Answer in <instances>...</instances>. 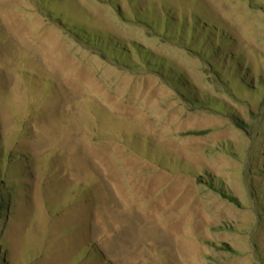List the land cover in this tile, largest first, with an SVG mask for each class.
Masks as SVG:
<instances>
[{"label": "rangeland", "instance_id": "obj_1", "mask_svg": "<svg viewBox=\"0 0 264 264\" xmlns=\"http://www.w3.org/2000/svg\"><path fill=\"white\" fill-rule=\"evenodd\" d=\"M263 94L264 0H0V264H264Z\"/></svg>", "mask_w": 264, "mask_h": 264}, {"label": "trees", "instance_id": "obj_2", "mask_svg": "<svg viewBox=\"0 0 264 264\" xmlns=\"http://www.w3.org/2000/svg\"><path fill=\"white\" fill-rule=\"evenodd\" d=\"M138 21L142 24H146L144 23V21H141L138 19ZM176 21L175 19H164V23H163V33H159L156 31V28H153L151 25H145L147 27V29L152 30L153 33L155 34H159L164 40L170 42L172 45L176 46V47H180V48H184L185 50L192 52L194 54H196L201 60H203L205 63L210 64L211 63L209 61V57L207 56L209 53L220 50V47L224 46L222 43L219 44V46H213L208 54L204 55L202 50V45L204 44V41H202L200 39V37H205V39H207L209 37L208 33H205V35H200L198 32H194L193 29L190 30V38H188L187 41H185V31L184 28L182 27V25L178 24L179 26H177V28H172V30L170 31V24H174ZM192 25H194V22L192 20ZM157 26V25H156ZM206 31H209L208 28L205 29ZM198 33V34H197ZM208 34V35H207ZM74 36H76V38L82 43L84 42L87 46H92V48H94L95 50H98V52H100L102 54L103 57L109 59L113 64L120 66L122 68L128 69L130 71H137V70H142L143 72H145L146 74H154L156 76H158L163 82H165L167 85H169L172 89H174L176 92H178L186 101L189 105L191 106H195L196 101L193 99H190L188 97H186V95H184V92L186 91V88H184L183 85V74H178V75H168V73L165 71L163 72L162 70H160L161 66L160 65H154L151 64L148 59L149 56L146 54L144 55H139L140 57H137V60L140 61L143 64V67H141V65H139L137 63L136 60L134 59H130L129 57V50L126 48V45L123 44H119L118 41L114 47L113 45V52L111 51V53L109 51H105L103 49V47H100V44H93V43H89L88 40L83 39L80 35V33L78 32H74L73 33ZM201 41V42H200ZM83 43V44H84ZM119 44V45H118ZM193 46V47H192ZM195 48H200V50L195 49ZM205 56V57H204ZM158 61L160 62L161 59H158ZM169 63H166V65H168ZM212 68V66H211ZM213 70V68H212ZM214 74L216 76L218 75V72L215 70H213ZM182 79V80H181ZM181 90V91H180ZM185 96V97H184ZM264 97V94L262 95ZM264 100V98H263ZM198 104V103H197ZM8 160L6 162V164H4L3 167V172L0 169V216L2 215L1 212H3V210H7L8 209V205H9V200L11 198V191L9 190V188H5V186H2L3 182L1 180V175L6 174L8 176L11 175V172L13 171V159L12 157L7 156ZM5 161V159H4Z\"/></svg>", "mask_w": 264, "mask_h": 264}]
</instances>
